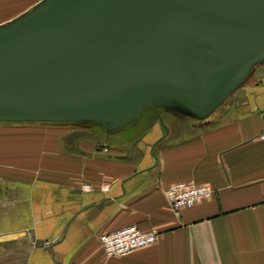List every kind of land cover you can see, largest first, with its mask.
<instances>
[{"label":"crops","instance_id":"0c3cea01","mask_svg":"<svg viewBox=\"0 0 264 264\" xmlns=\"http://www.w3.org/2000/svg\"><path fill=\"white\" fill-rule=\"evenodd\" d=\"M38 1L0 0V24ZM245 93L193 132L152 123L140 160L101 127L109 145L66 135L62 151L0 133V264H264V65ZM189 179L214 192L176 212L166 188ZM129 224L157 241L108 257L100 233Z\"/></svg>","mask_w":264,"mask_h":264},{"label":"water","instance_id":"95a60500","mask_svg":"<svg viewBox=\"0 0 264 264\" xmlns=\"http://www.w3.org/2000/svg\"><path fill=\"white\" fill-rule=\"evenodd\" d=\"M263 62L264 0H39L0 24V121L205 119Z\"/></svg>","mask_w":264,"mask_h":264},{"label":"rangeland","instance_id":"374dc122","mask_svg":"<svg viewBox=\"0 0 264 264\" xmlns=\"http://www.w3.org/2000/svg\"><path fill=\"white\" fill-rule=\"evenodd\" d=\"M33 6V5H32ZM31 6V7H32ZM29 7V8H31ZM27 8V9H29ZM26 9V10H27ZM24 12V11H23ZM21 13L15 15L18 16ZM14 18V17H13ZM264 65V62L261 64H258L252 74L249 76V78L237 89L235 90L224 103L220 104L216 110H214L211 115H209L205 119H197L190 116H184L181 115L179 112L169 109L163 105H159L156 109L152 108L157 112H151L148 116H143L142 119L137 123L133 125H128L125 128H123L121 131H119L118 138L114 141L112 147L115 149V146L118 148V151H125L124 153L128 156L135 155L137 160H140L143 154V150L146 147V138L145 136L148 134L149 128L151 129V124L160 121V118L162 120V124L164 127L165 132H170L172 128H174L175 124V130L185 128L187 132H193L200 128V126H203L205 123H208L211 119L217 117L218 115L225 116V114L228 113L231 109H235L239 104H244L247 100V95L245 93V87H247V84L249 81L253 79V77L256 74L257 69L261 68ZM71 123H63V122H47V121H0V133L5 134H11L20 136L23 140V145L28 144L24 143L25 141H39L40 145H44V147H48L54 150L62 151L69 148L68 143L65 141V136L67 137L70 135L69 133L72 132L76 128H84L87 130H91V139L92 134L96 136L97 138H94L96 140H99V144L101 145H109V138H100L97 134L99 130L95 126L92 125H84L81 126ZM153 126V125H152ZM174 130V129H173ZM162 133L161 131L159 134ZM88 135V134H87ZM87 135H79L81 136H87ZM150 135V136H149ZM148 136L153 138L155 134H149ZM44 139L48 140L45 142H42L41 140ZM52 143V144H51ZM38 144V145H39ZM47 144L49 146H47ZM40 148V147H39ZM46 149V148H44ZM42 149V150H44ZM41 150V149H40ZM7 164H1L0 167H9ZM22 169H30L31 171L35 169L36 165L32 164L29 159H24L21 162ZM36 170V169H35ZM29 172V171H27Z\"/></svg>","mask_w":264,"mask_h":264},{"label":"built area","instance_id":"2783aa9c","mask_svg":"<svg viewBox=\"0 0 264 264\" xmlns=\"http://www.w3.org/2000/svg\"><path fill=\"white\" fill-rule=\"evenodd\" d=\"M213 192L214 188L210 184L198 183L193 179L177 181L166 188L167 199L176 212L210 197ZM158 235L156 229L143 231L138 225L129 224L100 233L99 240L110 257L155 243Z\"/></svg>","mask_w":264,"mask_h":264},{"label":"flooded vegetation","instance_id":"af4514ba","mask_svg":"<svg viewBox=\"0 0 264 264\" xmlns=\"http://www.w3.org/2000/svg\"><path fill=\"white\" fill-rule=\"evenodd\" d=\"M63 123H71V124H75V125H78V126H79V125L84 126V125H82V123L77 122V121H67V122H63ZM78 126H77V127H78ZM95 127L97 128V127H99V126H95ZM79 128H80V127H79ZM76 129H78V128H76ZM74 130H75V129H74ZM74 130H73V131H74ZM89 131H90L89 134H91L92 131H91V130H89ZM70 133H71V132H70ZM70 133H69V134H70ZM67 139H68V138H67Z\"/></svg>","mask_w":264,"mask_h":264},{"label":"trees","instance_id":"16d2710c","mask_svg":"<svg viewBox=\"0 0 264 264\" xmlns=\"http://www.w3.org/2000/svg\"><path fill=\"white\" fill-rule=\"evenodd\" d=\"M153 113V112H156L155 110H153L152 108H149V109H147L146 111H145V113H144V116H148L150 113ZM156 114H157V112H156ZM158 115V114H157Z\"/></svg>","mask_w":264,"mask_h":264}]
</instances>
